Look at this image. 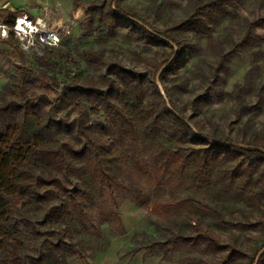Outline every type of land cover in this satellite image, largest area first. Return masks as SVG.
I'll return each mask as SVG.
<instances>
[{"label":"trees","instance_id":"1","mask_svg":"<svg viewBox=\"0 0 264 264\" xmlns=\"http://www.w3.org/2000/svg\"><path fill=\"white\" fill-rule=\"evenodd\" d=\"M233 1L188 0L190 13L160 29L143 14L126 9L124 0H72L88 7L83 34L103 40L122 38L161 50L153 57L138 53L136 58L145 67L139 70L105 55L98 45H87L82 55L98 73L85 80L71 74L72 56L61 43L43 48L41 55L33 53L34 69L11 32L0 40L9 46L0 50L6 61H17L8 73L9 82L0 89V264H68V257L78 252L76 242L67 239L73 221L101 238L100 225L117 220L110 207H100L96 213L88 205L94 203L95 191H107L112 207L128 194L148 205L134 188L121 192L125 186L117 179L121 171L117 160L126 166L130 161L157 185H173L184 175L198 185H220L210 203L197 204L215 218L242 211L251 217L259 214V220L229 225L264 229V151L251 148L264 150V134L243 131L231 136L200 117L202 104L209 101L208 87L221 78L226 55L218 51L210 72L199 70L198 83L180 68L195 56L188 34L207 36L211 44L217 10ZM149 3L159 13L167 0ZM254 23L264 24V18L249 22L247 29ZM244 42L241 39L235 46ZM190 85L200 94L193 95ZM237 90L239 109L254 106L243 101L242 87ZM94 113L104 119L92 123ZM143 138L154 141L151 161L137 148ZM117 146L124 148L119 157L113 154ZM187 202L188 198L158 201L151 210L167 214L180 211ZM197 238L217 254L215 264H253L264 245L260 239L261 244L248 252L236 240L219 241L201 230ZM178 240L186 239L174 234L154 244L167 246L168 257ZM257 264H264V252Z\"/></svg>","mask_w":264,"mask_h":264},{"label":"rangeland","instance_id":"2","mask_svg":"<svg viewBox=\"0 0 264 264\" xmlns=\"http://www.w3.org/2000/svg\"><path fill=\"white\" fill-rule=\"evenodd\" d=\"M84 1L86 3L87 0ZM123 6L143 14L160 29L172 25L191 11L188 0H167V4L159 13L155 12L149 0H124ZM43 7L51 11V16L57 22L62 20L70 25V34L61 36L60 43L61 46L69 48L73 57L70 58L69 64L71 74H78L83 80L98 73L92 64L85 62L82 55V48L87 45H98L105 55L139 70L145 67L136 58L138 53L153 57L157 51H161L156 46L146 49L142 44L122 38L103 40L95 35L83 34L81 26L87 20L85 11L88 7L85 4L74 5L72 0H0V24L11 21L19 14L35 17ZM79 7L82 10L77 13ZM260 18H264V0H234L232 3L225 2L221 9L217 10L211 44L207 36H196L192 32L188 34L196 48L195 56L185 61L180 68L187 70L192 83H198L200 69L205 73L210 72V65L215 63L218 51L226 55L224 66L220 69L221 78L208 87L209 101L202 104L200 117L206 123L210 121L218 125L231 136L243 131L248 135L252 131L257 135L264 134V24L254 23L247 29L249 22ZM6 37L0 30V40ZM241 39L245 40L244 44L236 47L235 44ZM19 47L27 55L29 64L36 69L33 52L24 49L20 43ZM6 49H9V46L0 41V50ZM156 57L161 58L159 54ZM16 65V60L7 62L0 53L1 90L9 82L8 73L13 72ZM239 86L242 87L240 95L243 101L254 106L239 109L236 99ZM260 86H263V89L261 97L258 98ZM188 88L194 89L193 95L201 92L195 85ZM188 95V92H185L182 98L186 100ZM103 119L104 116L100 113L90 116V121L94 124ZM153 142L152 139L143 138L137 146L148 161L152 159L149 149ZM123 151L122 146H117L113 154L119 157ZM127 162L126 166L121 160L114 161L121 170L117 179L125 186L121 187V192L125 193L123 188H134L140 200H147L148 205L141 204L128 194L122 200L118 198V206L112 207L107 191H95L91 197L94 203L88 205L96 213L100 207H110L116 213L117 220L100 225L101 238H96L91 228L88 230L79 222L73 221L69 226L67 239L76 242L78 252L68 257V264H215L218 256L207 250L203 241L197 238L200 230L219 241L236 240L248 252L255 245L259 246L264 239V229L244 230L229 225L239 220L249 223L254 219L259 220V214L251 217L249 213L242 211L215 218L197 204L210 203L220 185H198L189 175H184L173 185H157L143 171L133 167L130 161ZM182 198H188V202L180 211L166 214L151 210L155 202ZM26 208L30 209L29 206ZM174 234L183 235L186 240H178L167 257V246L161 247L154 242H165ZM239 264H245V261Z\"/></svg>","mask_w":264,"mask_h":264},{"label":"built area","instance_id":"3","mask_svg":"<svg viewBox=\"0 0 264 264\" xmlns=\"http://www.w3.org/2000/svg\"><path fill=\"white\" fill-rule=\"evenodd\" d=\"M2 35L10 32L20 45L36 55L42 54V48L59 45L61 36L70 34V25L65 21H56L51 11L43 7L35 17L19 14L7 23L0 24Z\"/></svg>","mask_w":264,"mask_h":264},{"label":"water","instance_id":"4","mask_svg":"<svg viewBox=\"0 0 264 264\" xmlns=\"http://www.w3.org/2000/svg\"><path fill=\"white\" fill-rule=\"evenodd\" d=\"M175 54H176V51H175ZM171 61H172V59H171V60H170L165 66H167ZM163 68H164V67H162V68L157 72V74H156V80H159V76H160V73L162 72ZM251 148H256V149H258V150H260V151H264L263 149L258 148V147H253V146H251ZM263 252H264V245H263V247L258 251L257 255L255 256V259H254L253 264H257V262H258V260H259V258H260V256H261V254H262Z\"/></svg>","mask_w":264,"mask_h":264},{"label":"bare ground","instance_id":"5","mask_svg":"<svg viewBox=\"0 0 264 264\" xmlns=\"http://www.w3.org/2000/svg\"><path fill=\"white\" fill-rule=\"evenodd\" d=\"M81 10H82V8H81V7H79V8H78V11H77V13H80V12H81Z\"/></svg>","mask_w":264,"mask_h":264}]
</instances>
